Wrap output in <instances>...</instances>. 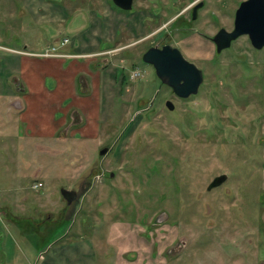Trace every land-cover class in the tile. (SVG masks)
Segmentation results:
<instances>
[{
    "label": "rangeland",
    "instance_id": "374dc122",
    "mask_svg": "<svg viewBox=\"0 0 264 264\" xmlns=\"http://www.w3.org/2000/svg\"><path fill=\"white\" fill-rule=\"evenodd\" d=\"M242 1L0 0L4 44L74 55L75 98L95 93L99 110L82 99L38 137L0 100V264H264V48L212 42ZM164 45L202 71L195 96L142 62Z\"/></svg>",
    "mask_w": 264,
    "mask_h": 264
},
{
    "label": "crops",
    "instance_id": "0c3cea01",
    "mask_svg": "<svg viewBox=\"0 0 264 264\" xmlns=\"http://www.w3.org/2000/svg\"><path fill=\"white\" fill-rule=\"evenodd\" d=\"M0 7L4 8L1 3ZM11 16L9 14L5 18ZM4 43L0 37V64H4V69L11 76H19L21 88L18 91V82H16L13 89H4L5 86L0 82V100L13 105L19 103L18 120L32 135L38 137L56 135L65 125L69 111L81 108L78 102L82 99L86 102L83 104L84 108L87 106L90 110L92 107L90 113L99 111L95 109V93L92 94L93 98L90 97V93H86L85 97H81L82 99L75 98L76 92L82 85L81 83L77 85L75 80L79 63L69 60L74 55L59 53V57L37 58L34 57L37 53L14 49ZM89 117L93 116L88 115ZM86 128L84 132L90 134L96 126L89 124Z\"/></svg>",
    "mask_w": 264,
    "mask_h": 264
},
{
    "label": "water",
    "instance_id": "95a60500",
    "mask_svg": "<svg viewBox=\"0 0 264 264\" xmlns=\"http://www.w3.org/2000/svg\"><path fill=\"white\" fill-rule=\"evenodd\" d=\"M133 1L112 0V3L121 11L128 12L132 9ZM201 5L193 8V19ZM242 36L248 38L254 50L264 48V0H244L239 4L234 13L232 30L220 29L212 38L216 53L228 49L233 41ZM142 62L151 66L160 83L170 88L179 99L195 96L203 82L202 71L186 60L179 49L171 45L150 47L142 55ZM166 108L172 110L173 106L166 102ZM106 151L107 149H104L100 154L103 155ZM225 179V176L214 179L211 187L221 184ZM61 196L69 205L75 200L76 193L61 190Z\"/></svg>",
    "mask_w": 264,
    "mask_h": 264
},
{
    "label": "built area",
    "instance_id": "2783aa9c",
    "mask_svg": "<svg viewBox=\"0 0 264 264\" xmlns=\"http://www.w3.org/2000/svg\"><path fill=\"white\" fill-rule=\"evenodd\" d=\"M67 43V40H63V42H62V44L61 45H64V44H66ZM57 51V48L56 47H52L51 49H50V51H46L45 53H43L42 55H40V56H42V57H59L60 55H59V53L58 52H56ZM37 186H40V184H38Z\"/></svg>",
    "mask_w": 264,
    "mask_h": 264
},
{
    "label": "flooded vegetation",
    "instance_id": "af4514ba",
    "mask_svg": "<svg viewBox=\"0 0 264 264\" xmlns=\"http://www.w3.org/2000/svg\"><path fill=\"white\" fill-rule=\"evenodd\" d=\"M173 1H174V0H173ZM199 4H202V5H201V7L198 8L197 10L201 9V8L203 7V5H204L202 2H200V3L196 4L195 6H197V5H199ZM195 6H194V7H195ZM196 12H197V11H196ZM191 13H193V8H192V10H191ZM233 21H234V20H233ZM232 28H233V26H232ZM232 28H231V30H232ZM231 30H230V31H231ZM218 31H219V30H218ZM218 31H217V32H218ZM213 44H214V43H213ZM214 46H215V45H214ZM215 51H216V47H215ZM170 90H171V89H170ZM171 92H172V91H171ZM172 94H173V93H172ZM165 105H166V104H165Z\"/></svg>",
    "mask_w": 264,
    "mask_h": 264
}]
</instances>
